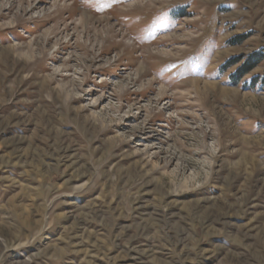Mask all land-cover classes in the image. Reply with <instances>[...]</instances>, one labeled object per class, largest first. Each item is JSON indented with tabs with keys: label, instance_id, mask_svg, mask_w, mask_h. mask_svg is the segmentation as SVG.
Segmentation results:
<instances>
[{
	"label": "rangeland",
	"instance_id": "374dc122",
	"mask_svg": "<svg viewBox=\"0 0 264 264\" xmlns=\"http://www.w3.org/2000/svg\"><path fill=\"white\" fill-rule=\"evenodd\" d=\"M0 264H264V0H0Z\"/></svg>",
	"mask_w": 264,
	"mask_h": 264
},
{
	"label": "bare ground",
	"instance_id": "6f19581e",
	"mask_svg": "<svg viewBox=\"0 0 264 264\" xmlns=\"http://www.w3.org/2000/svg\"><path fill=\"white\" fill-rule=\"evenodd\" d=\"M151 1V0H150ZM75 4V3H74ZM67 8V7H66ZM91 14V13H90ZM55 15H59L58 13H55ZM98 19V20H100V19H102L101 21H99V24H101L102 26H100V28L97 30V32H96V30H95V32L94 33H96L95 35H98V31L99 30H103V32L105 33V36L103 37V40L104 41H106L107 39H109V38H113L114 36H116L117 35V33H116V31L114 30V27H113V24H109V22L107 21V20H104L105 18H106V15L105 16H100L99 18L98 17H96L95 15H88V14H83V16H81V17H78V22L80 23V24H84V25H86V24H90V22H91V20L92 19ZM104 22V23H103ZM86 30H88V31H90V30H92V29H97L96 28V26L94 27L93 26V24L92 25H90V27L88 26V27H86L85 28ZM171 36V34H166L165 36H163L162 37V40L163 39H167L168 37H170ZM100 37V36H99ZM161 40V41H162ZM110 41V40H109ZM131 43V42H130ZM120 44V43H119ZM166 48V47H165ZM164 48V49H165ZM162 51H163V49H162ZM165 53V52H164ZM141 68V67H140ZM152 80V79H151ZM194 81V80H193ZM197 82H194V89H196L197 91L200 89L197 85ZM211 84V83H210ZM150 85H151V83H150ZM208 88H209V84L208 83H204L203 85H202V87H201V90H204V91H207L208 90ZM166 89V88H165ZM165 89H164V87H162V86H160L159 87V92H158V95H161V94H163L164 93V91H165Z\"/></svg>",
	"mask_w": 264,
	"mask_h": 264
}]
</instances>
